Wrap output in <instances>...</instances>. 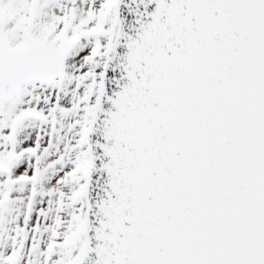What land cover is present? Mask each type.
Listing matches in <instances>:
<instances>
[{
    "label": "snow or ice",
    "instance_id": "obj_1",
    "mask_svg": "<svg viewBox=\"0 0 264 264\" xmlns=\"http://www.w3.org/2000/svg\"><path fill=\"white\" fill-rule=\"evenodd\" d=\"M0 264H264V0H0Z\"/></svg>",
    "mask_w": 264,
    "mask_h": 264
}]
</instances>
